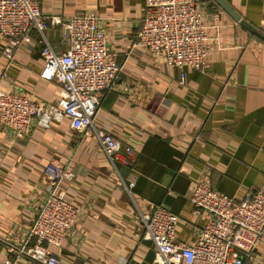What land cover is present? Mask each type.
<instances>
[{
    "label": "crops",
    "instance_id": "0c3cea01",
    "mask_svg": "<svg viewBox=\"0 0 264 264\" xmlns=\"http://www.w3.org/2000/svg\"><path fill=\"white\" fill-rule=\"evenodd\" d=\"M37 1L42 12L62 18H99L120 71L93 123L129 146L133 161L114 168L95 136L75 131L67 119L49 128L33 122L21 137L0 123V264L12 256L11 246L23 244L60 165L74 172L61 188L80 207L64 240L51 247L61 264H160L143 237L140 212L154 204L176 213L175 234L192 242L209 218L188 202L197 182L234 197L264 182V0H225L236 18L203 0L206 65L181 70L163 53L131 49L144 0ZM43 33L55 51L65 49L58 25ZM4 46L0 36V88L56 102L61 86L39 75L40 33L32 30L12 60ZM21 264L39 263L23 257ZM249 264H264V242Z\"/></svg>",
    "mask_w": 264,
    "mask_h": 264
},
{
    "label": "built area",
    "instance_id": "2783aa9c",
    "mask_svg": "<svg viewBox=\"0 0 264 264\" xmlns=\"http://www.w3.org/2000/svg\"><path fill=\"white\" fill-rule=\"evenodd\" d=\"M144 2L131 49H147L154 56L163 53L167 64L179 70L203 69L208 39L203 0ZM99 23L93 13L62 18L42 12L37 0H0V36L5 41L2 54L12 60L16 49L29 43L32 30H37L42 36L40 55L44 62L39 75L61 86L56 102L50 104L0 88V123L21 137L31 132L33 122L49 128L53 122L67 119L75 131L95 136L115 168L130 165L133 156L129 146L93 123L102 94L113 89L120 71ZM49 25L59 26L63 51H55L47 42L43 32ZM73 176L72 168L66 165L50 173L47 195L37 207L26 239L21 246L10 247L12 256L2 264H21L23 257L39 264H61L51 247L64 240L80 215V207L61 188L62 182ZM132 186L129 182L128 188ZM188 202L193 212L209 216L192 242L177 237L178 215L162 205L153 204L139 213L143 237L152 241L157 262L249 264L253 260L254 248L264 242V182L234 197L200 181L193 186Z\"/></svg>",
    "mask_w": 264,
    "mask_h": 264
},
{
    "label": "water",
    "instance_id": "95a60500",
    "mask_svg": "<svg viewBox=\"0 0 264 264\" xmlns=\"http://www.w3.org/2000/svg\"><path fill=\"white\" fill-rule=\"evenodd\" d=\"M218 5H220L223 9H225L228 13H230L233 17H237L232 8L226 3L225 0H214Z\"/></svg>",
    "mask_w": 264,
    "mask_h": 264
}]
</instances>
